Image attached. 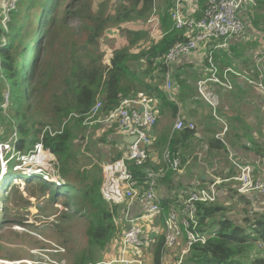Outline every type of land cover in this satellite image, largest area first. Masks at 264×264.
<instances>
[{"label": "trees", "instance_id": "obj_1", "mask_svg": "<svg viewBox=\"0 0 264 264\" xmlns=\"http://www.w3.org/2000/svg\"><path fill=\"white\" fill-rule=\"evenodd\" d=\"M62 1L19 0L17 9L10 14L6 22V28L0 20V67L10 87L9 118L12 119L8 122L0 109V122H7L6 126L11 131L16 130L17 141L14 145L22 154H27L33 150L35 144L41 143L44 150L49 151L59 162V168H54L58 173L56 180L40 174H24L11 170L10 167L1 176L0 192H3L6 198L8 192L12 191V181L21 179L25 184L37 185L40 188L39 196L48 191L50 202L57 201L58 198L74 200V205L80 206L84 212L82 218L86 225L87 247L78 253L72 264H88L94 261L98 251L103 250L116 239L117 228L113 220L118 217L119 209L116 205L108 203L109 200L100 191L101 185L103 186L101 177L103 170L99 165L100 168L94 166L92 173L81 175L83 172L78 170L79 156L72 151L70 128H80L86 114L98 99L102 101L99 117L107 116L125 98L146 99L151 103L155 100L158 112L167 108L175 114L177 105L174 101H170L163 89L168 70L163 64V58L173 45L186 39L183 31L175 28L169 12L164 11L158 14L162 38L157 42L150 39L149 46L133 53L131 51L133 47H137L139 42L148 40L150 25L147 20L155 0H114L116 5L110 8L106 6L107 1L104 0L96 10L97 13H90L87 16L92 26L89 44L95 45L100 34L109 33L111 27H116L122 32L126 30L120 25L135 23L138 29L126 31L127 44L115 48L108 63L103 65L98 59H93L89 52L86 60L76 59L70 68L65 69L60 65L57 74H53L49 72L48 63L42 58V54L49 36L47 28L53 22ZM207 2L208 0L198 1L197 17L201 16L207 7ZM254 6H259L264 11V0H255ZM247 11L241 14L243 20L247 15H250L247 19L253 17V14ZM253 23L257 32L260 25L257 26L256 21ZM86 50L85 47L84 51ZM227 60L230 59H225V64L220 68H231L235 71V66ZM39 61L43 62V72L35 75ZM56 77L60 79L63 87L62 99L57 98L49 106L41 105L32 110L29 104L28 112L23 111L24 101L26 102L28 97L31 100L32 96L28 86L37 80L53 82ZM262 83L264 86V73ZM1 99L2 95L0 102ZM64 121L66 123H63ZM46 127L50 128L52 135L47 130L44 131ZM193 131L184 129L174 132L169 142L170 150L177 152L178 144L189 139ZM81 139L83 140L84 136ZM7 140L0 138V142ZM209 142V147L217 149L225 147L218 139L212 138ZM148 153L144 162L138 166L127 164V169L132 173L135 181L134 186H140L146 171L159 170L149 164ZM121 154L122 151H119L112 159L116 161ZM49 156L37 158L38 164H43ZM179 158L181 162L180 153ZM161 166L160 169L163 168V163ZM169 172L158 181L166 179L172 171ZM35 196L32 193L29 195V197ZM66 203L63 202L64 205ZM162 205L166 210L169 209L166 201H162ZM226 212L227 209L217 203L197 205L200 230L208 232V239L205 244L193 245L181 264H264V259L261 258L247 262L252 245L257 241L264 242V215L248 214L250 217H245L242 225L230 219ZM176 248L174 247L173 251ZM163 251V236L159 235L147 249L151 255L149 264H161Z\"/></svg>", "mask_w": 264, "mask_h": 264}, {"label": "crops", "instance_id": "obj_2", "mask_svg": "<svg viewBox=\"0 0 264 264\" xmlns=\"http://www.w3.org/2000/svg\"><path fill=\"white\" fill-rule=\"evenodd\" d=\"M156 2L158 7H153L152 10L156 12L157 18H159V13L167 11L170 14V11L175 9L186 15L191 14L189 11L191 7L184 0H155ZM157 29L160 32V23ZM257 36L246 30L244 34L237 37L202 44L192 55L179 58L170 68L173 80L171 92L173 100L170 99V101H174L177 105L175 114L167 108L158 112L155 100L151 103L146 99H141L150 102L153 108L155 107V111L157 110V122L151 130L152 144L147 148L151 166L162 167V152L166 147L170 148L169 142L173 133L176 132L173 131L176 119L181 118L195 126L192 136L177 146L181 155L179 171H170L171 174H168L166 179L158 181L156 186L157 196L161 202L168 203L169 209L181 207L193 184L206 186L211 182L219 181V197L216 203L227 209L226 214L230 219L235 221L236 208L240 213L250 212L251 209L256 214L260 210L264 212V196L257 193L247 196L236 194L239 184L236 180L238 173L233 166L234 162L247 164L252 168V175L255 179L264 178V92L246 81V79H259L258 72L264 69V61L258 62L257 59L264 43V35L260 40ZM222 43L224 47L213 48ZM210 49L214 50L215 62L220 67L225 64V59H230L227 61H231V64L235 66V72L239 76L231 77L233 85L231 90L206 79L208 72L205 67V55ZM86 133H88L87 139H85ZM86 133L84 140L88 141L90 129ZM125 137L129 136L118 127L114 128L108 136L109 139L105 141L107 150L101 155V162L98 164L105 176L104 187L107 186L109 189L111 186L114 192L117 190L122 192L116 196L112 195L115 204L116 201L121 202L119 196L122 195L123 199L122 203L118 204L120 208H118L117 223H119L120 230L124 225L122 216L126 208L133 216L142 213L137 203L129 204L124 197L119 168L114 164L128 147ZM212 138L221 140L225 146L224 149L209 147V141ZM119 151H122L121 157L114 161L112 158H115ZM229 202H235L233 205L236 204V206L231 207L232 204L230 205ZM241 207L244 209L241 210ZM260 214L264 215V213ZM244 218L245 216L235 222L243 225ZM156 223L159 224V221ZM125 227L127 228V225ZM113 246L110 245V249L115 253V245ZM114 253L109 259L114 257ZM145 256L144 264H149L150 253L146 252Z\"/></svg>", "mask_w": 264, "mask_h": 264}, {"label": "built area", "instance_id": "obj_3", "mask_svg": "<svg viewBox=\"0 0 264 264\" xmlns=\"http://www.w3.org/2000/svg\"><path fill=\"white\" fill-rule=\"evenodd\" d=\"M19 0H0V17L1 23L6 28V22L12 12L17 9ZM191 7L190 15L183 14L178 10L170 11V18L176 29L183 31L185 41L178 42L173 45L164 55L163 64L167 67L163 89L168 97L171 96L173 88V80L170 73V68L181 57L192 55L203 44L224 40L229 37H237L244 34L245 25L241 17L242 12L253 6L255 0H208L207 7L204 9L200 17L195 16L197 13V3L199 0H184ZM148 24H152L150 38L153 41H158L162 38V34L158 31L159 23L156 12L152 10ZM224 43L217 47H224ZM258 62L264 61V43L258 53ZM205 67L208 72L207 80L227 90H231L233 85L232 76H239L231 68H220L215 62L214 50H208L205 55ZM264 69L258 72L259 79H246L260 91L264 92L262 83ZM200 85V84H199ZM10 105V91L7 88L2 94L0 109L6 112ZM102 107L101 99H98L95 105L86 114L83 125L91 126L96 121L99 123L114 122L117 127L126 133L127 136H136L134 143L128 144L126 151L122 157L114 163L119 168V174L122 180L123 195L128 203H137L142 213L133 216L129 213L128 208L123 212L122 230H120L117 218L114 224L117 228V237L114 240L116 249L115 257L109 262L96 264H144V251H147L150 244L154 243L156 237L163 236V258L173 250L174 247L182 243V248L176 261V264H181L182 259L188 254L191 247L195 244H205L208 239V232L200 230V223L197 216L198 204L216 203L219 197V181H214L206 186L192 185L189 189L188 196L183 201L178 209H165L160 198L156 194V186L158 179L164 177L168 171L177 172L180 169L181 162L179 153L171 151L166 147L162 152L163 168L156 171H146L145 178L140 186H134L135 181L132 173L128 171L127 164L132 163L138 166L146 159L147 148L152 144L151 130L156 125V111L148 101L125 98L120 104L111 111L107 116L99 118V111ZM142 108V111H139ZM75 117H77L75 115ZM99 118V119H96ZM217 118V117H216ZM184 129L194 130L195 126L191 122H186L181 118L175 120L173 131H182ZM51 135L53 134L49 127H46ZM87 134L85 139H87ZM17 141L16 130L13 129L11 135L6 142H0V178L6 173L4 172V164L14 160L15 166L20 168L24 174H40L43 177H49L56 180L57 175H49L47 168L37 164L34 167L27 166L26 171H21L25 165V158L29 157L37 160L44 154H49L50 158H54L49 151L44 150L41 143L34 145L33 150L27 154H22L15 148ZM48 161V160H47ZM46 161V162H47ZM237 170L236 180L238 186L236 194L238 196H247L251 193H257L264 196V178L255 179L252 175V168L247 164L233 163ZM45 170V171H44ZM48 174V175H47ZM17 179L13 180L16 181ZM21 180V179H18ZM18 186V185H17ZM109 203V202H108ZM251 215V212H249ZM159 221V224L156 223ZM125 225H127L126 228ZM256 246L264 249V242L257 241ZM19 264V263H17ZM29 264V263H28ZM56 264V263H55ZM91 264V263H88ZM162 264V262H161Z\"/></svg>", "mask_w": 264, "mask_h": 264}, {"label": "rangeland", "instance_id": "obj_4", "mask_svg": "<svg viewBox=\"0 0 264 264\" xmlns=\"http://www.w3.org/2000/svg\"><path fill=\"white\" fill-rule=\"evenodd\" d=\"M103 1L104 0H63L61 2L53 22L47 28L49 36H47L42 54V58H45V61L48 63L49 72L57 74L61 67L60 65L63 66V69L70 68L75 63L76 59L82 61L86 60L89 52L93 59H98V61L104 65L108 63L111 52L115 48L127 44L128 40L125 36L126 31L137 30V24L135 23L120 25L122 29L126 30L122 32L116 27H111L109 33L100 34L95 45L89 44L92 26L87 16L90 15V13H97L96 10ZM106 1V6L108 8L116 5L114 0ZM153 7H158V3L156 2ZM254 7L256 6L253 5L251 8L249 7L247 9V12H251L253 17L247 19L250 15H247V17L244 16L243 21L245 30L247 29L257 34V37H259L258 40H260L264 35V11L259 6L256 7V9ZM0 17H3L1 13ZM255 18L258 19L256 20ZM253 21L257 22V26L260 25V29L257 32L254 30L256 26ZM149 25L151 32L153 27H151L152 24ZM249 25H251L253 29ZM150 39L149 36L148 40L139 42L137 47H133L131 51L137 53L146 46H149ZM255 41L257 42V38ZM85 47L87 49L86 51H84ZM36 67L39 68H36V72H34L35 75L43 72V62L39 61ZM7 88L10 91L9 83L5 81L3 71L0 67V97ZM28 89L32 91V96L31 100L30 97H28L26 102L24 101L22 105V107H24L23 111L25 112H28L27 107L29 104L30 110L41 105L49 106L51 102L53 103L55 99L61 98L63 94V87L58 77H56L53 82L52 80H37L35 83L30 84ZM10 105L8 110L3 113L8 122L12 120L9 118ZM63 123H66V121ZM6 125L7 122H0L1 139H8L12 133L10 128ZM116 127L117 124L114 122H109L104 125L96 121L91 126H84L82 123L78 129L75 127L70 128L72 134V151L79 156L77 157L78 170L83 172L81 175L84 173H92L94 171V166L100 168L98 164L101 162V155L106 153L104 151L107 150V143L105 141L109 139V134ZM88 129H90L88 141L82 140L81 137L85 135ZM108 131L110 132L107 133ZM28 159L29 157L25 158L26 166H23L21 171H26L28 169L27 166L34 167L38 164L36 159ZM16 164L14 160L4 164V172L10 167L11 170L16 169L20 171V168L15 166ZM39 165L49 169L47 170L49 173V175L47 174L48 176L52 174L58 175L57 171L54 170V168H59V162L56 160V157H48V159L43 161V164L39 163ZM100 169L103 170L102 168ZM0 170H2V168ZM116 171L118 172V169ZM101 177L103 179L102 182H104L105 176L102 175V173ZM22 178L24 180L26 179L24 176ZM11 188L12 191L8 192L6 198L3 192H0V261L15 264H21L23 261L29 264H72V261L76 258L78 253L87 247L85 236L86 225L82 218L84 212L81 210V207L75 206L74 200L68 199H65V201L64 199L61 200L58 198L60 201L50 202L48 200V191L45 192L44 195L39 196L38 191L40 188L37 185L25 184L22 180L17 179L13 181ZM100 191L102 195L110 201H108L109 203L120 208L118 204L123 201L122 195L119 196L121 202L116 201V204L112 196H116L118 193L122 194L120 190L114 192L111 186H109L108 189L107 186L104 187V185H101ZM30 193L36 196L29 197ZM63 202L67 203L64 205ZM240 202L245 203L243 200H240ZM233 203L235 202H229L230 205L232 204L231 207L236 206L237 200L235 205H233ZM240 209L243 210L244 208L241 207ZM235 211V221L241 220L244 216L250 217L251 215H256L253 209L249 210L251 212L250 216L248 215L249 212L246 211L240 213L238 208H236ZM260 213H264L263 210H260L257 215ZM110 245L113 246L114 242L110 243L103 250L98 251L91 264L109 262V257L114 253V251H111ZM176 247L174 251L171 250L163 258L162 264H176L182 248V243ZM146 252L147 251H144V260L146 259ZM115 254L116 252L114 253V257ZM115 258L118 259V257ZM257 258L264 259V249L258 248L256 244H253L247 262H251Z\"/></svg>", "mask_w": 264, "mask_h": 264}, {"label": "water", "instance_id": "obj_5", "mask_svg": "<svg viewBox=\"0 0 264 264\" xmlns=\"http://www.w3.org/2000/svg\"><path fill=\"white\" fill-rule=\"evenodd\" d=\"M139 111L141 112L142 111V108H139ZM136 139H137L136 136L125 137V142L127 144H132V143H134L136 141ZM127 228H129V227H127ZM13 264H15V263H13ZM21 264H28V262L23 261Z\"/></svg>", "mask_w": 264, "mask_h": 264}, {"label": "bare ground", "instance_id": "obj_6", "mask_svg": "<svg viewBox=\"0 0 264 264\" xmlns=\"http://www.w3.org/2000/svg\"><path fill=\"white\" fill-rule=\"evenodd\" d=\"M49 155V154H48ZM17 185V184H16ZM0 264H9V263H4L2 261H0ZM10 264H13V263H10Z\"/></svg>", "mask_w": 264, "mask_h": 264}, {"label": "clouds", "instance_id": "obj_7", "mask_svg": "<svg viewBox=\"0 0 264 264\" xmlns=\"http://www.w3.org/2000/svg\"><path fill=\"white\" fill-rule=\"evenodd\" d=\"M1 179V178H0ZM23 181V180H22ZM13 182V181H12Z\"/></svg>", "mask_w": 264, "mask_h": 264}]
</instances>
